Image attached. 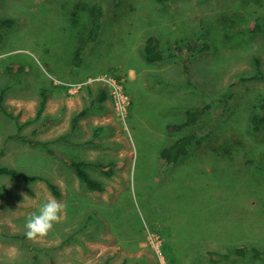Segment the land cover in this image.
Segmentation results:
<instances>
[{
	"label": "rangeland",
	"instance_id": "374dc122",
	"mask_svg": "<svg viewBox=\"0 0 264 264\" xmlns=\"http://www.w3.org/2000/svg\"><path fill=\"white\" fill-rule=\"evenodd\" d=\"M94 2L106 15L99 47L108 65L93 66L88 58L74 67ZM261 16L264 0H0V19L14 21L0 43V92L8 111L18 115L21 106L28 115V103L38 109L40 89L50 84L72 95L89 83L108 90L105 79L115 76L132 108L122 121L112 106L116 140L105 150L114 175L90 170L105 185L101 193L86 190L68 164L30 144L37 140L28 124L25 140L8 138L16 123L0 111V167L49 180L66 205L45 238L28 240L26 218L54 196L43 180L0 175V264H169L164 242L172 248L171 264H209L208 252L240 245L263 252L264 126L253 133L250 117L264 99V81L250 77L254 57L264 72V35L248 31ZM151 35L163 50L182 40L197 48L203 40L209 49L191 59L183 49L177 58L148 64L135 49ZM12 65L23 71L8 72ZM76 68L90 79L60 80L61 72ZM129 75L147 85L131 86ZM205 105L195 127L198 144L175 165H163L159 152L182 134L170 127L186 110ZM13 247L18 254L10 258ZM230 264H264V253Z\"/></svg>",
	"mask_w": 264,
	"mask_h": 264
},
{
	"label": "trees",
	"instance_id": "16d2710c",
	"mask_svg": "<svg viewBox=\"0 0 264 264\" xmlns=\"http://www.w3.org/2000/svg\"><path fill=\"white\" fill-rule=\"evenodd\" d=\"M88 15H89V28L84 35L82 41H80L78 47L75 50L74 56L72 57V64L74 67H80L83 63V59L87 52L90 50L92 45L96 43L100 39L104 18H105V11L103 6L99 2L92 3L88 8ZM13 19H0V43L3 40V30L10 28L13 25ZM249 33L253 35H264V16L257 17L252 21L248 27ZM185 49L186 55L188 59L193 57L199 56L204 54L208 49L209 46L202 40L201 46L199 48L193 46L192 44L185 42V41H174L171 44V48L165 47L163 50L161 48L160 40L156 36H148L142 45L143 56L144 60L147 63H160L166 61L168 59L177 58L179 53ZM253 66H254V73L250 77L252 80H262L264 81V72L262 70V65L260 60L257 57L253 59ZM187 68L185 67V70ZM8 72H14L17 76L23 71V67L19 65H12L6 68ZM116 79H119L120 76H115ZM40 101L38 110L36 113L35 119H39L41 114L45 108L46 103V94L45 89L40 90ZM3 90L0 92V111L8 118L12 119L16 123V133L10 135L8 138L15 139V140H25V138L21 135L22 128L25 124L19 121V117L14 115L12 112L8 111L4 104V94ZM210 107V105H205L198 108H193L186 110L184 112L185 118L182 122L173 125L170 127L172 130L176 132H181V136H179L176 140L173 141L171 145L161 149L159 152L160 162L163 165L173 166L182 160L184 157H187L191 150L193 149L195 144H198V139L196 138V131L195 127L198 123V120L202 114L206 112V110ZM85 111L77 114L71 120V125L74 126L77 119L81 118L84 115ZM129 116H132V108L130 107ZM250 124L251 130L253 133H260L264 126V99L261 102L258 110H256L250 117ZM42 128V127H41ZM41 128L34 131V133H38ZM33 145H41L43 146L51 155L57 157L62 162L68 164L75 172L78 179L81 183L85 186V189L90 192L101 193L105 189V185L100 181L92 178L88 172L86 171L85 167L87 163L82 161H75L71 158L59 153L51 148L48 147V142L45 141H37V142H30ZM95 167L99 170H102L103 173L111 177L112 172L111 170H103L104 166L97 164ZM0 175L7 176L13 179L22 180L25 183H28L32 180H43L47 184L48 188L50 189L52 195L54 197H60L61 193L58 187L51 183L49 180L44 179L39 176H26L21 172L10 168L2 166L0 167ZM162 253L165 256L167 262L171 264L174 262V257L172 255V248L170 247L169 243L164 242L163 246L161 247ZM249 252L252 253L254 258L261 256L264 251H260L256 248H249L244 245L240 246H233L228 247L227 251L224 253H217L210 251L208 252L209 255V264H230L236 259H243Z\"/></svg>",
	"mask_w": 264,
	"mask_h": 264
},
{
	"label": "crops",
	"instance_id": "0c3cea01",
	"mask_svg": "<svg viewBox=\"0 0 264 264\" xmlns=\"http://www.w3.org/2000/svg\"><path fill=\"white\" fill-rule=\"evenodd\" d=\"M104 40L112 41V38L107 37L104 38ZM145 40L146 38L143 41H138V45L135 49L140 56H142L143 60L142 45ZM99 41L100 39L93 44L92 48H90L85 55L81 65L82 67L85 65V60L88 58H90L88 60H92L93 66L108 65L107 62L102 61L103 55L100 51ZM151 64L157 65L159 63L155 62ZM54 65L57 64L54 63ZM75 70H77V68ZM78 70L73 73L63 71L61 72V77H63V79H59L65 82L90 79L91 76L86 74L79 77L77 75V72H79ZM129 82L131 86L137 83L136 86L138 88L144 89L143 86L147 85L148 80L144 77H139V75L137 77H131V75H129ZM87 85L88 86L82 89L78 94L71 95L70 93H66L64 88L50 84L48 86L51 87L43 88L45 89L46 103L39 119H35L38 109L34 110V108H32V103L27 104L29 105L28 115L25 111L21 113V106H19L17 116L20 122L30 126L31 135L34 136L37 141H50L55 147L52 148L53 150L62 153L72 160L87 163L85 169L88 174L93 177L90 170H99L95 167L97 164L103 165V170L105 171L111 170V164L107 163H110L112 159L105 149L109 150L111 143L116 140L114 118L116 114L114 115L112 103L106 87L98 83H89ZM133 87H135V85H133ZM135 92L137 91L133 90V93ZM39 101L40 93L38 106ZM165 101L167 100L165 99ZM82 111H85L84 115L77 119L75 125L72 126L71 120ZM133 111L136 116H140V112H137L134 108ZM135 118L140 120L138 117ZM34 123H37V125H33ZM39 128H41V130L38 133H34V131ZM49 145L48 142V146ZM99 171L103 173L102 170ZM111 172V177H113L114 173L112 170Z\"/></svg>",
	"mask_w": 264,
	"mask_h": 264
},
{
	"label": "clouds",
	"instance_id": "9594fccd",
	"mask_svg": "<svg viewBox=\"0 0 264 264\" xmlns=\"http://www.w3.org/2000/svg\"><path fill=\"white\" fill-rule=\"evenodd\" d=\"M66 215V205L55 197H49L42 203L37 212L31 213L24 224V235L28 240H40L45 238L56 223ZM18 249L10 248L8 255L15 258Z\"/></svg>",
	"mask_w": 264,
	"mask_h": 264
},
{
	"label": "built area",
	"instance_id": "2783aa9c",
	"mask_svg": "<svg viewBox=\"0 0 264 264\" xmlns=\"http://www.w3.org/2000/svg\"><path fill=\"white\" fill-rule=\"evenodd\" d=\"M122 79H116L115 77H108L105 79L108 88V95L111 100L113 109L116 116L125 121L129 115V110L131 107L130 97L127 95L123 88ZM76 89H70L69 91H74ZM156 241H159L157 239ZM159 243L156 242V245Z\"/></svg>",
	"mask_w": 264,
	"mask_h": 264
}]
</instances>
